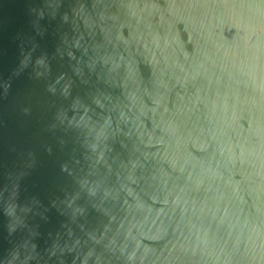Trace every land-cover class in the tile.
I'll return each mask as SVG.
<instances>
[{"label": "water", "instance_id": "95a60500", "mask_svg": "<svg viewBox=\"0 0 264 264\" xmlns=\"http://www.w3.org/2000/svg\"><path fill=\"white\" fill-rule=\"evenodd\" d=\"M0 264H264V0H0Z\"/></svg>", "mask_w": 264, "mask_h": 264}]
</instances>
